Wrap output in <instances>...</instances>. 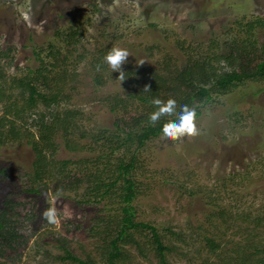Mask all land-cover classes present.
<instances>
[{"label":"rangeland","instance_id":"obj_1","mask_svg":"<svg viewBox=\"0 0 264 264\" xmlns=\"http://www.w3.org/2000/svg\"><path fill=\"white\" fill-rule=\"evenodd\" d=\"M258 16H264V0H0V52L11 55L7 57L11 61L0 56V65L6 64L5 95L16 92L9 86L11 76L37 65L34 47H45L56 28L77 27L82 35L66 62L67 77L58 81V86L69 97L68 106L82 110L83 125H110L103 97L116 91L122 95L123 87L116 79L119 73H111L102 62L110 48L119 46L130 52L123 70L136 67L141 59L152 65L170 52L184 58L173 46L180 41L194 55H202L215 40L218 46L213 52L224 53L228 38L241 37L240 28ZM255 36L260 43L261 31ZM153 44L162 47L150 55L146 48ZM167 46L171 51L167 52ZM78 54L84 56L76 62ZM237 59L232 66L225 61L215 64L240 70ZM241 60L246 63V57ZM97 65H101L100 71ZM57 72L58 79L62 78L58 68ZM93 74L102 76L98 89L92 83ZM197 123L199 136L172 142L161 140L159 133L135 151L127 175L135 183L133 218L156 226L164 243L175 246L167 255L169 264H261L264 79L245 78L228 93L210 92L200 107ZM57 155L61 157L65 151L61 148ZM31 159L30 146L24 140H6L0 146V169L5 171L0 176V203L9 193L20 233L18 243L0 254V262L73 264L54 257L63 254L62 246L80 258L89 256L100 262L97 236H89L87 229L66 230L67 222L84 219L87 223L94 214L90 205L77 203L81 189L76 193H56L50 187L42 193L20 190L29 185L24 173ZM48 207L57 209L55 225L42 216ZM146 232L138 238L145 240ZM204 236L217 242L215 251ZM59 237L63 241L56 240ZM125 249L131 264H160L153 251L148 250L143 257L134 246L126 245Z\"/></svg>","mask_w":264,"mask_h":264},{"label":"trees","instance_id":"obj_2","mask_svg":"<svg viewBox=\"0 0 264 264\" xmlns=\"http://www.w3.org/2000/svg\"><path fill=\"white\" fill-rule=\"evenodd\" d=\"M81 30L73 26L56 28L45 47H34L33 58L37 65L8 80L9 86L16 88L14 94L5 95L7 77L3 70L6 64L0 65V146L6 140L16 139L30 146L32 159L24 173L29 185L20 190L42 193L50 187L56 193H76L81 189L77 203L90 205L94 210L87 223L84 219L77 223L70 221L66 223V230L87 229L89 236H97L100 262L89 256L80 258L64 246L63 254L55 255L56 259L73 264H131L125 249L130 245L143 257L150 250L160 264H169L167 255L175 246L164 243L156 226L134 220L131 201L135 197V183L127 176L133 167L135 151L161 133L163 124L171 119L164 118L153 126L149 121V115L155 110L151 101L173 98L178 105L196 107L198 116L210 92L228 93L245 78L264 79V16L248 20L240 28L241 37L228 38L230 43L224 53L213 52L218 46L215 40H211L202 55H194L193 50L180 41L173 46L184 55L182 59L170 52L152 65L127 66L124 69L127 78L121 83L122 95L117 91L107 92L102 100L111 115L110 125H83L80 122L84 119L82 110L69 107V97L58 86V81L67 77L66 62L75 50ZM258 30L263 38L260 43L255 36ZM59 43H63L67 51H62ZM153 45L146 48L150 55L153 49L162 47ZM0 56L11 61L7 58L10 53L1 51ZM83 56L78 54L75 61ZM245 57L246 63H241ZM235 58L240 70L215 64L225 61L230 66L236 65ZM249 63H253L251 68L247 67ZM57 68L62 78L55 75H58ZM92 83L98 89L103 84L102 76L93 74ZM145 85H149L151 91L144 92ZM61 148L65 155L59 157L57 152ZM4 175L2 168L0 176ZM14 205L9 193L0 203V254L6 248H13L20 237L17 218L12 214ZM144 231H147L145 240H141ZM176 237L185 242L180 235ZM204 239L211 251H215L217 242L210 236ZM56 240L61 242L63 238ZM259 262L264 264V258Z\"/></svg>","mask_w":264,"mask_h":264},{"label":"clouds","instance_id":"obj_3","mask_svg":"<svg viewBox=\"0 0 264 264\" xmlns=\"http://www.w3.org/2000/svg\"><path fill=\"white\" fill-rule=\"evenodd\" d=\"M129 56H131V54L126 48L113 46L102 58L103 64H106L108 68H110L111 73H119L116 79L119 80L120 83L127 78V72L123 70L122 66L128 62ZM144 63L145 61L143 59L136 62L138 66H142ZM100 70L101 65H97V71ZM143 91H151L150 86L145 85ZM151 103L155 106V110L149 115V121L153 126L164 118H171L167 119L162 126L160 135L161 140L176 142L184 138L196 137L201 134V129L197 123L196 107L187 104L178 105L177 101L173 98H169L167 101H163L160 98H153ZM42 216L49 224L55 225L57 223L58 213L55 207H48L45 209Z\"/></svg>","mask_w":264,"mask_h":264}]
</instances>
